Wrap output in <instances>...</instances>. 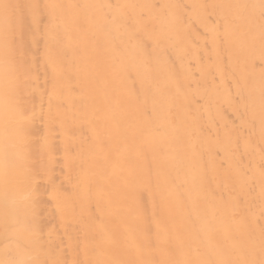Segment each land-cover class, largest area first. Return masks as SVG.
I'll return each instance as SVG.
<instances>
[{
	"label": "bare ground",
	"instance_id": "obj_1",
	"mask_svg": "<svg viewBox=\"0 0 264 264\" xmlns=\"http://www.w3.org/2000/svg\"><path fill=\"white\" fill-rule=\"evenodd\" d=\"M0 264H264V0H0Z\"/></svg>",
	"mask_w": 264,
	"mask_h": 264
}]
</instances>
